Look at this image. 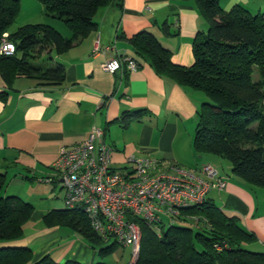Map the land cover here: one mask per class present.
<instances>
[{
  "label": "crops",
  "instance_id": "1",
  "mask_svg": "<svg viewBox=\"0 0 264 264\" xmlns=\"http://www.w3.org/2000/svg\"><path fill=\"white\" fill-rule=\"evenodd\" d=\"M218 1L226 11L234 6H242L251 13L264 9V0ZM27 6L25 14L29 15V21L49 24L64 36H71L63 21L39 20L40 16L53 18L43 13L40 2L29 0ZM94 20L96 27L72 48L52 52L53 62L64 66L62 82L39 83L24 76L7 82L0 72V172L4 173L5 182L10 176L13 180L20 179L21 184L25 180L38 182L41 177H53L51 164L60 150L84 141L92 128L97 127L104 130L103 139L112 148V163L113 156L122 159L124 164L118 168L128 167L126 158L130 155L157 160L160 171H168L173 165L183 169L213 166L225 178L226 186L211 190L207 198L229 216H236L255 235L256 239L249 244L251 249L264 251V192L251 188L231 172L222 174L214 164L222 163L220 160L194 151L196 111L203 101L200 93L159 74L132 45L135 34L149 31L171 52L173 63L192 65L194 37L208 27L194 0H114L111 5L99 8ZM165 23L170 34L162 29ZM97 38L99 49L93 52L92 44ZM125 55L137 61L136 71L103 70L105 61ZM130 114L134 115L129 120L123 119ZM48 184L52 185L51 191L57 185V195L64 198L59 183ZM4 195L22 200L20 193L8 189ZM44 209L35 210L33 206L15 246L31 248L33 261L46 255L58 263L101 261L96 260V255L101 256L97 249L69 227L60 225L67 231L53 235L58 231L57 225L47 226L43 219L55 209ZM33 221H41L43 227L32 226Z\"/></svg>",
  "mask_w": 264,
  "mask_h": 264
},
{
  "label": "trees",
  "instance_id": "2",
  "mask_svg": "<svg viewBox=\"0 0 264 264\" xmlns=\"http://www.w3.org/2000/svg\"><path fill=\"white\" fill-rule=\"evenodd\" d=\"M19 1L0 0V42L7 35L15 45L13 55L0 56L1 75L7 82L24 76L52 84L64 79V66L53 62L52 52L72 48L96 27L97 10L114 2L37 0L46 16L63 21L71 30L67 37L45 23L11 30L20 11ZM194 3L208 27L194 37L192 65L173 63L171 52L149 31L135 34L132 45L159 74L203 94L196 111L194 151L228 161L232 175L264 192V11L251 13L242 6L226 11L218 0ZM162 29L170 34L166 23ZM255 72L257 79L253 77ZM133 115H124L123 119L129 120ZM5 186V175L0 172V264H79L58 263L48 255L33 261L31 248L14 245L33 206L18 196H4ZM43 221L47 226L61 225L74 230L101 256L118 245L114 241L102 246L105 241L76 209L51 210ZM141 224V249L134 264H264V251L249 247L255 235L236 216H229L207 197L200 204L180 208V214L167 227L161 225L159 233Z\"/></svg>",
  "mask_w": 264,
  "mask_h": 264
},
{
  "label": "built area",
  "instance_id": "3",
  "mask_svg": "<svg viewBox=\"0 0 264 264\" xmlns=\"http://www.w3.org/2000/svg\"><path fill=\"white\" fill-rule=\"evenodd\" d=\"M6 37L0 42V56L15 53L14 43ZM92 45L97 52L98 38ZM102 68L110 73L132 72L139 64L125 55L105 61ZM103 137L104 130L93 127L84 141L62 148L51 164L54 176L44 181L59 183L65 208L82 212L104 241L112 238L118 245L130 247L134 259L140 248L141 223L159 233L161 225H169L180 214V208L200 204L212 189L226 186L209 164L198 169L173 165L160 171L157 160L130 155L128 167L116 168L112 148Z\"/></svg>",
  "mask_w": 264,
  "mask_h": 264
},
{
  "label": "rangeland",
  "instance_id": "4",
  "mask_svg": "<svg viewBox=\"0 0 264 264\" xmlns=\"http://www.w3.org/2000/svg\"><path fill=\"white\" fill-rule=\"evenodd\" d=\"M27 3H29V0H20V11H19V15L17 16L15 22L13 23V25L11 26V29L14 30L17 27H20L19 24H28L25 22H32L30 24H36L34 23L35 21H29L31 19H27L29 15H26V11L28 10V6ZM31 7V6H30ZM264 11V9H262L260 12ZM42 14V13H40ZM41 19H53L55 21H60L57 20L55 18H48L45 16H40L39 20ZM38 23H40L39 21H37ZM61 23H63L62 21H60ZM42 23V22H41ZM254 79L259 78L258 72L254 73ZM200 93V92H198ZM202 99H204V96L202 93H200ZM113 162L112 165L116 168L120 167L121 164H124L122 159L118 156H113ZM222 161V163H218L215 162V166L218 167V170L225 175L230 174V163L224 159H220ZM127 166L128 163H127ZM19 179V178H18ZM7 185L6 187L3 189L2 194L4 195V193H6V189H8V191L10 192H17L21 194V198L23 201L25 202H29L34 206L35 210H39V209H44V208H64V202L63 199L61 198V196L57 195L58 191H59V187L56 185V188L54 189V191H51V187L52 185H49L48 182L45 184L46 181H44V178H40L37 179L38 182H34V181H27L25 180L23 184L19 183L21 182V180H17V178L15 180H13V178H7ZM59 185V184H58ZM6 196V195H4ZM57 196V197H55ZM45 210V209H44ZM192 220L197 221L198 217H191ZM29 221V220H28ZM27 221V222H28ZM164 222L166 223L167 221L164 220ZM32 226L35 225L36 228L40 229L43 227L41 221L39 222H35L33 221ZM142 225V224H141ZM28 227V225L26 226ZM164 227H167V225H165ZM56 229H58V231H56V233H53V235L56 234H63V231H67L66 227H61L60 225L56 226ZM27 232V230H26ZM141 236H142V232H141ZM51 237V235H50ZM113 243V239L111 238L109 241H105L103 242L102 246H106L108 244ZM32 247V246H31ZM140 247H141V240H140ZM141 248H139L140 250ZM139 253V252H138ZM138 256V255H137ZM99 258H101V261L106 262L107 264H134L135 259L132 258L131 256V248L128 246H123V245H117L114 247V249L112 250V252H109L108 254L104 255V256H98L96 255V260H98Z\"/></svg>",
  "mask_w": 264,
  "mask_h": 264
}]
</instances>
